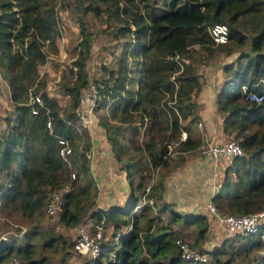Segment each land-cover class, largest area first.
Here are the masks:
<instances>
[{
	"label": "trees",
	"instance_id": "16d2710c",
	"mask_svg": "<svg viewBox=\"0 0 264 264\" xmlns=\"http://www.w3.org/2000/svg\"><path fill=\"white\" fill-rule=\"evenodd\" d=\"M52 1L0 0V72L13 103L6 127L0 131V211L8 217L19 214L41 218L50 195L69 182L71 190L64 194L59 225L71 229L85 216L95 222L104 219L106 230L99 240V254L90 259L92 264H233L236 251L230 249L228 240L245 243L249 247L247 255L256 258L250 249L261 246L264 227L246 235L225 236L221 247L207 248L204 241L211 227L207 215L174 210L170 202L163 200L166 171L149 184L142 165L149 162L154 168L169 169L171 151L166 139L173 134L181 149L197 147L203 132L197 140L189 136L199 122L193 96L201 90L202 82L194 58L185 60L184 56L193 54L194 45L210 54L216 50L208 31L213 22L228 24V41L236 36L234 22L249 16L250 11H258L253 19L264 24V0H93L105 4L102 10L107 16L123 22L112 26L111 32V37L118 40L124 37L117 65H103L107 75L95 81L94 107L108 106L100 123L119 168L126 172L131 191L124 206L110 208H92L95 201H89L88 190L93 194L97 191L88 156L91 137L89 127L80 131L85 126L80 124L77 112L80 98L89 87L84 69L87 43L84 41L78 52L79 78L61 86L69 96L66 108L48 93L46 77L38 71L46 61L43 45L53 44L58 33ZM239 16L241 19H237ZM144 17L149 22L140 24ZM131 22L136 28H130ZM227 42L217 46L229 49ZM251 48L259 52H241L224 65L222 86L216 94L223 131L243 150L227 158L230 162L220 187L210 200L222 214L264 210V103L246 99L243 91L245 86L246 91L264 93V27L253 37ZM133 62L139 72L134 78L135 88L131 86ZM36 95L39 102L31 99ZM140 125L147 126L150 133L143 145L136 144L134 138ZM182 130L188 136L181 141ZM126 131L131 132L129 137ZM59 137L69 140L72 146L70 166L59 154ZM141 148L146 152L145 163L134 155V150ZM123 160L126 162L122 167ZM183 231H190L186 238L192 248L208 254L205 261L181 257L176 239L182 238ZM36 233L25 232L27 242L23 246L17 240L1 241L0 264L12 258L19 264H38L28 242ZM63 238L50 236L46 243ZM65 239L68 248L73 247L74 237L68 244ZM257 264H264V258Z\"/></svg>",
	"mask_w": 264,
	"mask_h": 264
},
{
	"label": "rangeland",
	"instance_id": "374dc122",
	"mask_svg": "<svg viewBox=\"0 0 264 264\" xmlns=\"http://www.w3.org/2000/svg\"><path fill=\"white\" fill-rule=\"evenodd\" d=\"M52 3L57 18L56 32L58 33L54 39L53 44L43 45L44 49L47 51L46 61L45 63L38 66V71L41 75H44L46 77V90L48 91V93L52 97H54L56 101H58L59 105H61L63 108H66L69 104V96L61 90V86H63L65 82H67L66 84H68L77 79V77L79 78L80 66L77 59L79 55V49L84 45L82 43L84 41L87 43V45L85 46V49L87 50L85 54L86 59L84 69L87 74V84L92 85L95 84L97 78L102 77L103 74L107 75V72L102 71L104 70L102 69L103 65L108 68H113L117 65V60L121 54L120 52L123 49L122 43L124 41V37L118 40L117 38L111 37V32H113L114 30L112 26L115 28L118 25H122L123 22H121L116 17L114 18L113 15L107 16V11L102 10V8L105 7V4L101 5V3H98V1L53 0ZM132 11L135 12L136 10L134 11L132 7ZM140 12H144V9L142 7ZM95 15L100 16L96 17ZM146 22L149 21L144 17L141 19L140 24H145ZM130 28H136L133 22L130 23ZM193 48V56L189 54L187 56H184V59L192 61V59L194 58L198 73H200L201 79H203V81L205 82L208 78H210L208 76L210 74L206 72V69H208L209 66V62L206 59L205 61H199L202 56H197V53L202 52V50L197 45H194ZM215 48L216 50L214 51H216V53L219 55L221 53V50H224L220 49V47L218 46H215ZM224 53L225 52L223 51V53L221 54ZM219 55L216 56V61H218L215 63L216 65L220 61V58H218ZM136 58L138 59V57ZM219 64L217 66H219ZM137 69L138 68L135 67V62H133V71L131 73L133 82L131 83V86H133L134 88L136 86L134 78H137L139 74ZM216 72L217 71H215V73ZM12 109L13 103L9 96V87L6 79L0 72V131L5 129L6 116L10 115ZM107 112V105L103 106V108L94 107L92 110V116H90L91 124L87 131L89 130V134L91 132L94 133V140L98 142V149H95L94 151L89 150L88 152L90 161L92 160L93 162L95 159V155L97 158L102 151L111 149L109 138L106 136L107 134L103 136V133L105 134V130L100 123V119L104 118L105 115H107ZM82 128L87 127H81L80 131L82 130ZM129 130H131V128H129ZM137 130L138 133H134L135 142L136 144L143 145V142L145 140H148V138L150 137L148 127L145 125H140L139 129ZM126 132V136L129 137L131 132ZM177 138L178 137H175V134H173L171 136H168L166 139V142H168V148L172 152L170 165H177L179 163H182V160H184V155L181 152V150L184 149H181L182 147L180 148L179 144H175ZM197 139L198 136L196 137V140ZM130 151L131 149H129V152ZM190 154L192 156H194L195 154L200 155L197 147L191 150ZM134 155L141 158L142 162H144L143 160H146V152L143 148H141L140 150L135 149ZM112 156L114 157L115 165L118 166L119 163L117 162L113 152ZM125 162L126 160H123V162H121L122 167L124 166ZM65 165L70 166V163H66ZM142 168L143 174H145V178L149 182V184L153 182L155 176L156 178H158L168 170L167 167L154 168L149 164V162L143 164ZM93 178L96 183L95 185L97 187V191L95 190L93 194V191L91 192V190H88L89 201H95V203L91 205L92 208H94V206L97 207L102 205L101 202H105L107 198L111 197L110 193H112V191L114 190L113 182L119 185L120 181H122L118 178V175H116L114 171H102L101 169H94ZM119 186L121 187L122 183H120ZM129 188L130 186L127 185V188H125L124 190ZM120 192L123 191L120 190ZM127 192L129 194V190L125 191L124 193L127 194ZM115 200L116 199L111 201V204H113ZM128 200L129 199L124 200V203L118 206H124L128 202ZM89 205L90 204H88L87 206L89 207ZM152 212L153 211H149V213ZM167 216L168 215H166V218ZM211 218L217 220L213 217ZM211 218L210 223L213 226ZM35 229H37V231H35ZM209 231L210 232H208L204 244L206 245L207 243H210L212 247H221V244L225 239L224 235L226 234H224L223 232H220V235L214 234L212 233L213 228H210ZM25 232H37L32 238L30 237L31 239L28 242L32 246V258L36 260L38 264H91L89 256L81 255L80 253L76 252L73 247L68 248V246L64 242L65 237L67 244L71 239L73 240L75 229H67L62 227L56 229L53 222L46 215L45 210L44 215L41 218L37 216L30 219L27 217H22L19 214L8 217L0 211V242L4 240L10 243L12 240H17L20 242V245L23 246L25 242H27L23 235ZM189 232L190 231H183V233H180V237H182L181 239L183 241L188 240L186 236L189 234ZM59 235H62L64 237L62 241L58 239H52V242L50 244L46 243L48 237ZM228 244L229 246L231 245L230 249L236 251L233 258V264H250L252 258L246 253L249 247H247L245 243L238 244L231 240H228ZM257 249L252 248L250 249V251L253 253V255H256Z\"/></svg>",
	"mask_w": 264,
	"mask_h": 264
},
{
	"label": "crops",
	"instance_id": "0c3cea01",
	"mask_svg": "<svg viewBox=\"0 0 264 264\" xmlns=\"http://www.w3.org/2000/svg\"><path fill=\"white\" fill-rule=\"evenodd\" d=\"M262 7V10H264V4ZM249 13L250 15L243 17V19H241V16H239L237 19L241 20L234 22L235 24L232 30L236 36L227 42L228 44L226 45L229 49L221 50V53H223V51L225 52L224 54L220 53L219 55L216 53V51H212L210 54L203 49H201L202 52L197 53V56H204V58H200L203 59L202 61L207 59L209 62L206 72L210 74L208 75L210 78L204 82L200 77L202 88L196 95L193 96V100L197 105L199 121L201 124L199 126L198 123L193 125L191 128V135L189 136L191 139H196L197 136L200 137L202 132V138L212 139L214 141H223L227 139V134H225L223 131V116L218 111L216 105V94L222 86L225 64L235 60L241 52H247L250 55H254L256 52H259L258 50H252L251 42L253 37L263 29L264 24L253 19L254 14H258V11H250ZM240 38L242 41H240ZM217 44L218 43L215 45L217 46ZM217 55H219L218 58H220V64L218 63L219 66H217L218 64H215L218 62L216 61ZM206 56L208 58H206ZM215 71L217 72L215 73ZM262 82L264 84V80ZM93 134L94 133L91 132L90 137L91 150L94 151L95 149H98V142L94 140L95 138L93 137ZM104 135L106 134L103 133V136ZM193 149L194 148L181 150L182 154L184 155V160H182V163L170 165L169 169L166 171L163 178V200L170 202L173 209L181 214L189 212H201L207 215L210 220L211 216H209L206 209L207 203L210 202L212 195L218 191L220 187V181L230 160L220 159L215 161L212 158H207L202 155L195 154L192 156L190 151ZM110 152L111 149H106L105 151H102L97 158L95 155L94 162L92 160L90 161L92 176L94 174V169H101L102 171L109 170L114 171V173L118 175V178L122 180L120 181V183H122L121 187L119 186L120 183L117 185L115 182H113L114 190H111V197L107 198L105 202H101L102 205L99 204L100 206H97L100 208H110L113 206L122 205L124 200L129 199L131 195L130 188L124 190L127 188V185H129V182L126 178V172L124 169L119 168V164L118 166L115 165L114 157L112 156V152ZM120 190L123 192H120ZM128 190L129 194L128 192L127 194L124 193ZM114 199L116 200L113 202V204H111V201ZM211 220L213 223V226L210 223V228H213L212 233L220 235V232H223L226 234L224 236L229 235L221 223L212 218ZM206 247H212V245L207 243Z\"/></svg>",
	"mask_w": 264,
	"mask_h": 264
},
{
	"label": "built area",
	"instance_id": "2783aa9c",
	"mask_svg": "<svg viewBox=\"0 0 264 264\" xmlns=\"http://www.w3.org/2000/svg\"><path fill=\"white\" fill-rule=\"evenodd\" d=\"M203 1V0H201ZM209 34L214 43H225L229 39V26L225 22L216 21L208 27ZM244 97L246 99L254 100L260 103H264V93H256L254 91H246V87H243ZM95 84L89 85L87 92L81 96L80 103L77 112L80 117V123L85 127H90L92 116V110L95 105ZM33 101H40L39 96L31 97ZM35 111V110H33ZM49 125V122H47ZM201 122H198L200 125ZM186 137V131H181L180 138ZM59 154L62 156L64 162H70V154L72 152V146L64 137L58 138ZM197 149L200 155L207 158H212L217 161L220 159H227L235 155L243 153L241 145L233 140L226 139L223 141H214L212 139L202 138ZM170 154H172L170 152ZM89 156V154H88ZM72 178L74 174L72 173ZM71 190V184L67 182L59 190L54 191L49 200L46 203L45 211L46 215L53 222L56 229L61 228L59 225L60 212L63 207L64 194ZM207 213L218 220L229 234H248L260 230L264 227V210H258L243 214H222L216 207L210 202L207 203ZM104 219L100 222H95L91 217L86 216L81 222L73 226L75 229L73 248L81 255L89 256L90 259H94L99 254V240L105 232V226L103 225ZM116 235L115 239L117 238ZM262 244L257 249V257L254 258L250 264H257L259 259L264 258V230L261 233ZM176 244L179 247V252L184 260L199 262L205 261L208 258V254L205 252H199L196 248H192L187 241H183L181 238L176 239ZM7 264H19L16 258H12ZM92 264V263H91Z\"/></svg>",
	"mask_w": 264,
	"mask_h": 264
},
{
	"label": "clouds",
	"instance_id": "9594fccd",
	"mask_svg": "<svg viewBox=\"0 0 264 264\" xmlns=\"http://www.w3.org/2000/svg\"><path fill=\"white\" fill-rule=\"evenodd\" d=\"M182 131H185V130H182ZM180 134H181V133H180ZM186 136H187V133H186ZM185 138H186V137H185ZM185 138H184V139H185ZM184 139H181V138H180L181 141L184 140ZM175 144H177V142H175Z\"/></svg>",
	"mask_w": 264,
	"mask_h": 264
}]
</instances>
